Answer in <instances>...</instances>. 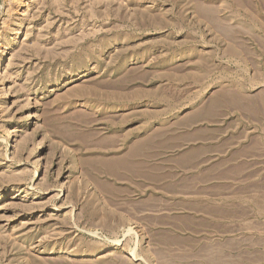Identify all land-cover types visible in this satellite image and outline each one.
I'll list each match as a JSON object with an SVG mask.
<instances>
[{"label":"rangeland","instance_id":"rangeland-1","mask_svg":"<svg viewBox=\"0 0 264 264\" xmlns=\"http://www.w3.org/2000/svg\"><path fill=\"white\" fill-rule=\"evenodd\" d=\"M0 264H264V0H0Z\"/></svg>","mask_w":264,"mask_h":264}]
</instances>
